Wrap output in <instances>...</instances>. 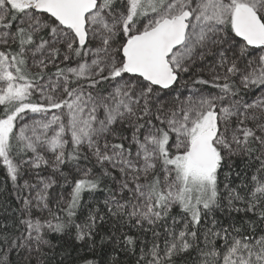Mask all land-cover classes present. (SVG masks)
I'll use <instances>...</instances> for the list:
<instances>
[{"label": "snow or ice", "instance_id": "6c2138e0", "mask_svg": "<svg viewBox=\"0 0 264 264\" xmlns=\"http://www.w3.org/2000/svg\"><path fill=\"white\" fill-rule=\"evenodd\" d=\"M0 264H264V0H0Z\"/></svg>", "mask_w": 264, "mask_h": 264}]
</instances>
